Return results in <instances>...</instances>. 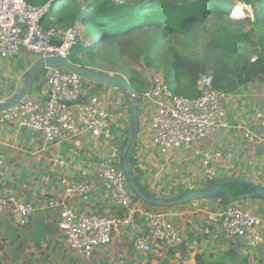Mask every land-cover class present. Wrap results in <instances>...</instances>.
Listing matches in <instances>:
<instances>
[{
    "label": "built area",
    "instance_id": "1",
    "mask_svg": "<svg viewBox=\"0 0 264 264\" xmlns=\"http://www.w3.org/2000/svg\"><path fill=\"white\" fill-rule=\"evenodd\" d=\"M61 1L35 5L28 0H0V59H11L21 52L36 58L47 55L69 58L82 37V29L60 25L46 28L43 23L52 7ZM74 1L84 4L91 0ZM109 1L122 5L131 0ZM24 77L25 74L19 76L18 84ZM213 80L212 74L202 75L198 81L200 94L194 98L175 93L162 81L138 91L139 131L141 129L147 136L150 147L170 154L179 149H192L202 159V183L217 179V169L212 163L223 155L200 149L196 143L221 129L242 128L228 120L230 94L214 87ZM39 84L36 92L32 90L19 104L0 112V127L10 124L17 129L41 133L48 140H65L88 133L95 141L111 144L110 156L88 167L106 185L108 197L123 214L109 215L93 209L77 211L63 201H50L49 207L59 211V226L69 248L84 258H91L99 247L110 244L125 227H135L140 219L145 221L144 232L132 235L131 242L144 255L151 253L154 247L176 249L182 246L185 237L172 220L174 212L163 208L141 211L121 166V143L114 138V127H125V122L130 126L128 100L123 101L118 92L119 96L112 99L96 88L99 83L61 67L44 70ZM16 87L17 84L5 92L0 102L12 99L17 94ZM115 115L121 116L118 124L114 123ZM254 118L260 125L259 130L245 129L244 137L251 143L263 144L264 108L256 110ZM51 160L55 170L65 164L59 157ZM58 182L67 198L86 197L93 190L92 183L87 180L58 176ZM4 212H9L17 225L26 226L36 207L30 199L15 194L3 195L0 196V213ZM219 216L220 227L227 238L244 239L251 248L264 243V214H257L236 201L229 202ZM144 264H147L146 258Z\"/></svg>",
    "mask_w": 264,
    "mask_h": 264
},
{
    "label": "crops",
    "instance_id": "2",
    "mask_svg": "<svg viewBox=\"0 0 264 264\" xmlns=\"http://www.w3.org/2000/svg\"><path fill=\"white\" fill-rule=\"evenodd\" d=\"M232 1V16L256 20L255 5L260 6L258 0H254V4L243 0ZM237 7L244 10L240 17L234 15ZM253 36L255 39L264 38V26L257 25ZM84 37L87 38V35ZM253 56L256 57L255 54ZM35 59V56L25 52L11 59H0V97L16 84L17 93L22 89L23 84L19 90L18 78L25 74ZM39 88L40 84L37 82L32 90L36 92ZM96 88L106 92L112 99L119 96L108 85L97 84ZM228 93L230 98L227 118L232 125H240L242 128L221 129L196 143L200 149L218 151L223 155L222 159L212 163L218 173L217 179L212 182L202 183V159L192 149H179L170 154L158 147L151 148L147 136L140 129L130 156V165L137 182L149 193L169 197L183 189L204 188L222 179L235 177L264 186V143H251L244 137L245 129L253 132L259 130L260 125L254 118V113L264 108V81L251 82ZM119 118L115 115L114 123L118 124ZM125 124V127H114V138L121 143V161L125 153L124 147L131 139L129 122ZM110 148V142L95 141L88 133L65 140H48L38 132L17 129L10 124L1 125L0 196L15 194L30 199L34 202L36 212L26 226L17 225L9 212L0 213V264H144L145 258L147 264H214L216 259L226 256L206 257L209 243L217 233L216 227L221 224L219 215L227 205L221 199L199 201L170 210L174 212L172 220L187 241L179 248L154 247L147 255L141 253L131 242L132 235L144 232L145 221L140 219L135 227H125L120 236L110 244L99 247L91 258L87 259L73 252L59 226V211L49 207V202L63 201L77 211L93 209L103 214L122 215L123 212L108 197L106 185L88 167L109 157ZM53 157L63 159L65 164L55 170L51 160ZM58 176L90 181L93 190L86 197L67 198L58 182ZM222 186L232 187L231 184H220L217 187L223 189ZM238 203L250 207L257 214H264V199H245ZM137 207L143 212L160 208L145 205L141 199L137 200ZM216 216L219 221L214 220ZM219 230L221 236L216 242L220 250L229 243V264H238L239 260H243L244 264L245 261L247 264H264V243L251 248L244 239L227 238L223 230ZM198 255H201V261H197ZM234 255L235 260L232 261L236 262L230 263Z\"/></svg>",
    "mask_w": 264,
    "mask_h": 264
},
{
    "label": "trees",
    "instance_id": "3",
    "mask_svg": "<svg viewBox=\"0 0 264 264\" xmlns=\"http://www.w3.org/2000/svg\"><path fill=\"white\" fill-rule=\"evenodd\" d=\"M28 1L44 5L50 0ZM61 2L45 16L46 28L53 26L52 20L60 26L92 20L96 29L85 33L88 41L82 30L69 59L88 68L124 75L136 91L144 86L142 72L135 70L127 76L105 71L85 57L102 45L117 43L121 54L133 64L156 71L175 93L190 98L200 94L198 81L204 74H212L214 87L226 92L264 81V38L253 36L257 25L264 26V0H258L259 7L255 5V21L232 16V0H131L122 5L91 0L88 10L73 0L55 8ZM243 2L254 4V0ZM138 38L140 41H136ZM242 189L240 193L245 191ZM198 259L201 261V255ZM226 259L222 256L214 264H225Z\"/></svg>",
    "mask_w": 264,
    "mask_h": 264
},
{
    "label": "water",
    "instance_id": "4",
    "mask_svg": "<svg viewBox=\"0 0 264 264\" xmlns=\"http://www.w3.org/2000/svg\"><path fill=\"white\" fill-rule=\"evenodd\" d=\"M65 68L83 79L99 84L108 85L115 88L116 92L123 95L129 103L131 113V139L122 157L121 166L124 169L129 185L135 195L141 199L145 205L160 207L166 211L173 207H186L199 201L214 199L226 200V202H236L245 199H264V186L257 185L251 181L229 178L222 179L217 183L211 184L204 188L181 190L179 193L169 197H157L153 193L147 192L136 180L135 172L130 165V156L136 145L139 132V108H138V91L131 85L127 77L95 70L73 63L69 58L62 55L39 56L35 59L29 69L25 72L22 89L10 100L0 102V112L6 111L19 104L32 91L34 83L39 79L44 70L47 68ZM220 184H234L245 189L244 192L233 195L227 189H221L217 186Z\"/></svg>",
    "mask_w": 264,
    "mask_h": 264
},
{
    "label": "rangeland",
    "instance_id": "5",
    "mask_svg": "<svg viewBox=\"0 0 264 264\" xmlns=\"http://www.w3.org/2000/svg\"><path fill=\"white\" fill-rule=\"evenodd\" d=\"M62 1L63 2H61V5L59 7L56 6L55 8H61L62 5L66 4V3H71L73 0H62ZM89 4H90V1L82 4V6H84L85 10H88L87 5H89ZM85 10H83V14H86ZM52 22H53V25H55V26L58 24V22L55 20H52ZM77 26H79L80 29H82L84 31V33H86V31H88L90 33H93L94 31H96L92 20H86V23H84V26H83V23L77 24ZM93 39H95V37H93ZM88 40H89V38L87 37L86 41H88ZM136 41H140L139 38L136 39ZM85 61L93 63L94 66L97 67L98 69H102L105 71L120 72V73H123L127 76L131 75L133 73V71H135V70L142 72L143 73L142 81H143L144 86L138 88L137 91H139V92L144 91L145 89L150 87L151 84H153L157 81H159V82L162 81V77L159 74H157L156 71L151 70V69H146L143 65L139 66V65L133 64L129 58L122 55L121 54V47L117 43H115L113 45H105V46L102 45V46L96 48L94 54H89L85 57ZM117 74H119V73H117ZM40 77L34 83L33 87H36L37 82L39 83ZM22 84L23 83L19 82V84H18L20 86L19 90L21 89ZM130 126H131V123H130ZM126 148L127 147L125 146L124 149L126 150ZM232 185L234 187H228V186H222V187H223V189L229 190L233 195L240 193L243 190L242 187H240V186H237L234 184H232ZM225 203L227 205H229V202H225ZM173 208H176V207H173ZM214 220L219 221V217L216 216L214 218ZM216 228L218 229L217 233H216V230H214V233H216V235L214 234L215 237H212V240L209 243L210 247L206 251V257L213 258L216 256L219 257L221 255H226L225 257L227 258V262L225 264H229V259H230V254H229V250H228L229 249V243L227 241L228 244L225 246V248L220 250V246L217 245L216 240L219 239V237L221 236V234L219 232L220 231L219 229L221 227L219 225ZM201 235H204V234H201ZM185 242H187V241L185 240ZM154 255H155L154 256V259H155L156 254H154ZM169 258H173V257L169 256ZM165 259H168V258H165ZM237 259H239V258H237ZM232 260H235V255L231 257L230 261H232ZM235 262L236 261H232L230 263H235ZM163 264H171V263L170 262H163ZM238 264H244V261L239 260Z\"/></svg>",
    "mask_w": 264,
    "mask_h": 264
},
{
    "label": "bare ground",
    "instance_id": "6",
    "mask_svg": "<svg viewBox=\"0 0 264 264\" xmlns=\"http://www.w3.org/2000/svg\"><path fill=\"white\" fill-rule=\"evenodd\" d=\"M234 15L235 16H238V17H240V16H242V15H240V14H244V10H243V8L242 7H237V8H235L234 9ZM246 14V13H245Z\"/></svg>",
    "mask_w": 264,
    "mask_h": 264
}]
</instances>
